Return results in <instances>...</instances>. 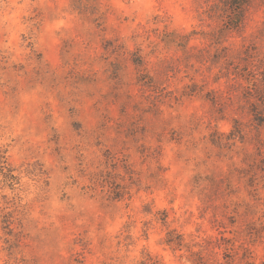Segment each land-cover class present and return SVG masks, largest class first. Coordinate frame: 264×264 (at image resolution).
I'll return each instance as SVG.
<instances>
[{
    "label": "clouds",
    "instance_id": "obj_1",
    "mask_svg": "<svg viewBox=\"0 0 264 264\" xmlns=\"http://www.w3.org/2000/svg\"><path fill=\"white\" fill-rule=\"evenodd\" d=\"M0 264H264V0H0Z\"/></svg>",
    "mask_w": 264,
    "mask_h": 264
},
{
    "label": "trees",
    "instance_id": "obj_2",
    "mask_svg": "<svg viewBox=\"0 0 264 264\" xmlns=\"http://www.w3.org/2000/svg\"><path fill=\"white\" fill-rule=\"evenodd\" d=\"M233 3L235 4L236 3V0H233Z\"/></svg>",
    "mask_w": 264,
    "mask_h": 264
}]
</instances>
